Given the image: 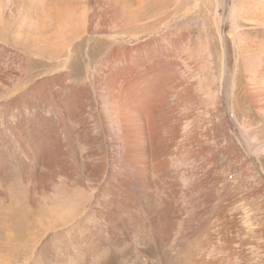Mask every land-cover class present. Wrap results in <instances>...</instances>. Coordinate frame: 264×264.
I'll use <instances>...</instances> for the list:
<instances>
[{"label": "bare ground", "instance_id": "1", "mask_svg": "<svg viewBox=\"0 0 264 264\" xmlns=\"http://www.w3.org/2000/svg\"><path fill=\"white\" fill-rule=\"evenodd\" d=\"M97 1L0 0V225L5 237L16 224L35 242L32 208L60 209L59 191L48 194L74 180L79 146L95 199L70 200L77 210L61 209L53 221L86 217L88 206L108 226L106 234L98 223L78 231L86 264H197L189 244L166 250L170 240L212 239L188 185L210 182L212 201L215 182L228 191L236 174L238 186L264 195V0L228 9L216 0V108L197 91L187 32L154 31L172 0ZM224 213L216 250L235 225ZM128 242L137 245L131 258ZM150 245L155 263L142 258Z\"/></svg>", "mask_w": 264, "mask_h": 264}, {"label": "rangeland", "instance_id": "2", "mask_svg": "<svg viewBox=\"0 0 264 264\" xmlns=\"http://www.w3.org/2000/svg\"><path fill=\"white\" fill-rule=\"evenodd\" d=\"M232 1L233 0H223L224 7L222 8L228 9L229 5L232 4ZM97 4V0H94L92 3L94 8ZM174 8L175 10L173 11ZM164 11L169 14V16L166 17L165 13L162 12L161 16L163 18H161L163 20L161 21L160 18L158 21L160 26H158V24L156 26V29L160 30L154 31L157 33H166L167 31L170 32V30L176 31L183 29L187 32V49L185 50L188 57L193 60H190V62L196 66L193 68V74L196 79L197 91L204 99H206L208 107L216 108V0H172L171 6L167 7V9L164 8ZM225 14L226 11H224V15ZM225 20H227V17L224 18V23ZM221 34L223 36L224 32L222 31ZM208 48H210L211 52H213L212 69L209 67L210 64L208 62V54L210 52ZM73 152L78 163L77 174L74 175V180L71 184H69V186L63 182L62 184L61 182H57L58 188L53 186L50 190V194H48L54 197L56 194L55 192L57 190L59 191V198L62 201V205L60 206V209H58L59 212L56 209L51 211L44 207L41 203L36 204L37 207L32 208V212L34 214H32V217L30 218L31 223H28V231L36 238L35 242L32 241L34 239L28 234L18 233L16 224L11 228L12 233H10V229L6 230L5 237V228L0 225V264H32L36 263V261L37 264H86L88 257L83 251V246L76 242V235L78 231L82 228L89 227L92 223H98V226L106 234V227L108 226L104 225L100 218H96L97 212L89 210L91 207L88 208V206L86 207V210H84V212H88L86 217L82 218L80 215L76 216L77 219L70 220L71 216L67 215L64 217V220L67 218L66 224H64L65 222H61V220L59 222L53 221L58 220L59 216L57 215H60L61 209L68 208L70 211L73 207L71 210L73 213L77 210L76 206L70 205V200L76 202L78 198H81L83 200L90 199V201L92 200L93 202V198L95 199V196L92 195L95 193L92 188L93 186L89 184V180L82 171L83 165L80 147L75 146ZM235 177L236 174H231L229 176L230 184L228 191L225 190L223 192L224 189L222 190L221 188V185L223 184L222 182L218 183L219 186L217 185L216 190L215 182L212 201L211 194H209L211 191L210 182L188 185L190 187L191 194L193 196L200 197L201 209H204L205 211L207 210L203 217L207 218V221L210 220V222L213 223V227L211 229V233L213 234L212 239L202 236L199 239L194 238L189 242H185L180 238L174 243L170 240L171 243L169 242L167 244L168 246H166V250H170L172 254L176 255L181 252V244L186 243L194 248L198 261L197 264H264V232L260 228L261 223L264 221V195L261 194V192H258L252 184L249 186H242L239 184L238 186ZM24 189L25 186H22L18 190L21 192ZM2 193L9 196L10 191L4 187ZM223 194L228 198H224ZM4 195H2L3 198ZM56 195H58V192ZM6 196L4 202L1 204L7 203L5 201L8 196ZM232 196L234 197L231 198ZM231 199L234 203L231 202ZM187 206L190 207L189 205ZM221 207H224V209H221ZM189 210L190 208L188 211ZM222 211L225 212L224 214H226L227 218L231 217L233 220L236 218L235 220L237 222L234 220L235 225L232 224L234 227L232 226L230 228L228 237L230 236L229 239H235H232L235 241L232 243L234 246L232 248H235L233 250L237 253H232V251L228 249L227 236L224 237V243L221 245L220 249L216 250V223H220V227L222 226L223 221H219L222 218L224 219ZM237 214L240 215L238 216ZM49 221H51V223ZM142 231L143 232L139 235L143 236L141 240H144L146 238V232H144V230ZM8 234H10V237ZM221 235L222 234L220 232V236ZM7 238H10V240H7ZM105 238H107L105 239L106 244L111 247V239L108 235ZM242 241L245 242L244 251L239 253V245ZM128 244L131 245V249L124 257L131 258V256L136 255L137 245L131 242H128ZM141 246L144 247L143 245ZM148 248L146 249V254H144L145 257L142 258H149L150 262L152 261V263H155V261H157L160 257L156 252L157 248L152 245L148 246ZM223 249H225V251ZM14 252L15 254H13L11 259H9L11 256L10 253ZM170 261L171 259L167 258L165 263L168 262L169 264H175L174 262L170 263Z\"/></svg>", "mask_w": 264, "mask_h": 264}]
</instances>
